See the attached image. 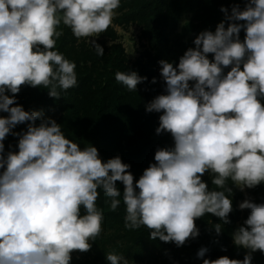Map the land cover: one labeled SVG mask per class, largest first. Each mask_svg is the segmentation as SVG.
Instances as JSON below:
<instances>
[{"label":"clouds","instance_id":"1","mask_svg":"<svg viewBox=\"0 0 264 264\" xmlns=\"http://www.w3.org/2000/svg\"><path fill=\"white\" fill-rule=\"evenodd\" d=\"M120 3L0 0V112L8 113L0 115V264H70L73 251H90L103 231L98 190L115 211L117 181L124 185L125 228L144 226L150 239L177 247L199 236L195 221L206 214L230 223L229 180L241 191L264 182V0H246L243 9L235 4L230 13L221 7L225 20L215 31H201L178 64L159 61L166 94L154 97L146 111L162 113L156 133H170L174 145L158 147L138 180L119 155L104 161L97 147L82 148L55 119L17 102L25 85L43 86L53 98L75 87V62L54 50L63 35L59 26L77 39L97 37ZM96 51L104 54L99 44ZM115 79L136 91L146 77L118 71ZM25 123L26 131L13 132ZM9 134L19 137L18 151L5 155ZM205 173L215 189L202 179ZM239 208L250 210L232 233L234 245L248 250L244 258L223 255L203 264H251L254 252L264 253V202L245 199ZM214 228L222 232L220 223ZM207 251L201 247L197 256ZM106 260L128 264L114 252Z\"/></svg>","mask_w":264,"mask_h":264},{"label":"trees","instance_id":"2","mask_svg":"<svg viewBox=\"0 0 264 264\" xmlns=\"http://www.w3.org/2000/svg\"><path fill=\"white\" fill-rule=\"evenodd\" d=\"M245 3L246 0H121L112 23L122 28L138 25L140 38L145 41L144 51L134 61L119 41L120 34L114 25L89 42L87 38L77 39L71 29L61 23L58 30H62L63 35L56 40L54 50L75 62L77 85L61 90L59 98L50 97L43 86L25 85L17 94V102L27 111L55 110L54 115L47 113L43 117L55 119L65 136L82 148L91 144L97 147L104 161L119 155L124 163L130 165L129 171L138 180L143 170L155 162L158 147L174 145L170 133H156L162 113L146 111L147 103L154 97L166 94L159 61L165 59L178 64L187 48L195 46L193 41L201 31H215L216 25L225 20L221 7L228 8L230 13L233 5L238 4L243 9ZM187 15L189 19L181 24ZM227 23L225 21L226 27ZM244 35L242 29L241 40ZM96 44L104 49L102 56L97 54ZM209 58H213L212 54ZM229 70L225 68V74ZM118 71H136L146 79L137 85L136 91H130L116 81ZM0 115L7 116L8 113L0 112ZM39 122L38 119L37 124ZM26 128L27 123L20 124L13 132L22 133ZM18 139L16 135L7 136L4 140L5 155L8 151H18ZM202 179L210 189H215L209 173H205ZM116 183L121 190L119 207L112 211L111 198L102 189L98 190L96 204L104 213L103 231L92 242L90 251L82 252L81 256H75L73 251L70 264H110L106 260L109 252L123 255L128 264H203L204 258L217 259L227 255L231 259L242 260L247 253V249L234 245L232 233L243 224L250 210L239 208L245 194L232 185L231 180L227 182L233 188L230 223L224 224L218 217L206 214L195 221L199 236L180 247L174 242L150 239L149 229L144 226L126 229L124 185L119 181ZM250 190L258 196L254 202H264V182ZM217 223L222 225L219 235L214 228ZM116 237H120L123 243ZM201 247L208 249L203 258L197 256ZM252 255L251 264H264V253L258 250Z\"/></svg>","mask_w":264,"mask_h":264},{"label":"rangeland","instance_id":"3","mask_svg":"<svg viewBox=\"0 0 264 264\" xmlns=\"http://www.w3.org/2000/svg\"><path fill=\"white\" fill-rule=\"evenodd\" d=\"M189 19V15L183 17L181 24H183L186 20ZM114 25V27L117 29V31L120 34V39L119 41H121L123 43V45L125 46L126 52L129 56V58L134 61L135 59H137L141 53L144 51V46L143 43L145 42L144 40H142L140 38V27L138 25L132 24L130 26H128L127 28H122L120 26H117L115 24H111ZM97 37L94 38H87L89 42L95 40ZM43 115L51 114L54 115L55 114V110H49L48 112L42 111ZM244 199H251L252 201L258 197L257 194H253L252 191L248 188H245L244 190ZM241 200L240 203L243 201ZM245 210V209H243ZM116 240L121 241L120 237H116ZM121 243H123V241H121ZM82 252L80 251H74V255L75 256H81Z\"/></svg>","mask_w":264,"mask_h":264}]
</instances>
